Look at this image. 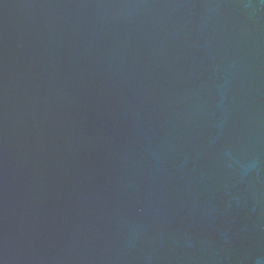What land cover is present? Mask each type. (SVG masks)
<instances>
[{"label":"water","instance_id":"obj_1","mask_svg":"<svg viewBox=\"0 0 264 264\" xmlns=\"http://www.w3.org/2000/svg\"><path fill=\"white\" fill-rule=\"evenodd\" d=\"M0 264H264V0H0Z\"/></svg>","mask_w":264,"mask_h":264}]
</instances>
